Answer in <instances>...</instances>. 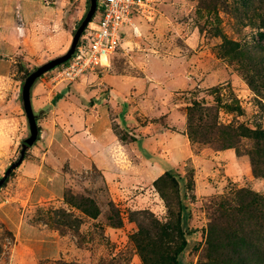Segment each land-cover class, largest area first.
I'll use <instances>...</instances> for the list:
<instances>
[{
	"label": "rangeland",
	"instance_id": "rangeland-1",
	"mask_svg": "<svg viewBox=\"0 0 264 264\" xmlns=\"http://www.w3.org/2000/svg\"><path fill=\"white\" fill-rule=\"evenodd\" d=\"M67 1L73 36L89 0ZM152 1L154 16L140 22L139 33L126 39V50L118 49L97 79L126 71L138 77L130 61L139 58L132 52L140 46L179 58L174 75L185 88L176 97L185 104L184 133L192 153L204 150L207 156L188 158L176 172L163 173L152 184L151 201L140 206L119 201L100 173L68 150L53 199L33 212L35 222L62 237L64 254L45 264H264V0ZM190 31L196 33L191 48L182 39ZM34 69L21 68L17 75L20 107L17 113L9 108L14 116L9 144L0 147V178L29 137L21 87ZM83 79L66 90L77 95L73 85ZM216 152L239 158L238 169L226 172L221 158L209 160ZM178 215L183 233H194L176 255L182 242L175 232ZM10 238L0 226L2 257ZM239 238L251 245L243 256L237 252Z\"/></svg>",
	"mask_w": 264,
	"mask_h": 264
},
{
	"label": "crops",
	"instance_id": "crops-1",
	"mask_svg": "<svg viewBox=\"0 0 264 264\" xmlns=\"http://www.w3.org/2000/svg\"><path fill=\"white\" fill-rule=\"evenodd\" d=\"M67 3L0 0V147L10 141L14 115L9 108L14 106L17 113L20 107L21 68H37L70 47L73 28L66 21ZM141 21L135 20L137 34ZM132 35L128 29L119 49L126 50ZM195 35L190 31L182 39L189 43ZM134 54L139 58L130 63L138 77L126 71L97 79L89 73L73 85L77 95L66 90L69 83L55 82L47 73L32 86L34 115L49 110L37 116L38 140L14 178L0 188V226L12 240L0 264H45L64 254L62 237L35 222L33 212L53 199L59 164L68 150L97 170L119 201L140 206L151 201L152 184L163 173L206 155L204 150L193 154L184 133L185 104L176 97L185 88L174 75L179 58L152 46L133 49ZM226 154L213 153L209 160L221 158L226 172L231 166L237 170L239 158Z\"/></svg>",
	"mask_w": 264,
	"mask_h": 264
},
{
	"label": "built area",
	"instance_id": "built-area-1",
	"mask_svg": "<svg viewBox=\"0 0 264 264\" xmlns=\"http://www.w3.org/2000/svg\"><path fill=\"white\" fill-rule=\"evenodd\" d=\"M98 4L100 9L85 28L71 58L51 71L54 81L74 83L89 73L109 68L126 31L137 34L135 20L154 16L151 0H97Z\"/></svg>",
	"mask_w": 264,
	"mask_h": 264
},
{
	"label": "water",
	"instance_id": "water-1",
	"mask_svg": "<svg viewBox=\"0 0 264 264\" xmlns=\"http://www.w3.org/2000/svg\"><path fill=\"white\" fill-rule=\"evenodd\" d=\"M96 10H97V0H89V10L85 18L81 22L80 26L73 34L69 49L63 55L51 59L45 62L44 64H42L41 66L35 68L24 79L21 87V103L28 124L29 137L22 142L21 145L22 149L20 151L19 159L15 163L10 165L6 169L3 176L0 178V188L4 184L6 179L9 177L10 173L22 163L26 150L30 149L38 138V127L36 123V117L34 115L31 104L32 86L42 75L52 71L53 69L67 62L71 58L85 28L94 17Z\"/></svg>",
	"mask_w": 264,
	"mask_h": 264
},
{
	"label": "trees",
	"instance_id": "trees-1",
	"mask_svg": "<svg viewBox=\"0 0 264 264\" xmlns=\"http://www.w3.org/2000/svg\"><path fill=\"white\" fill-rule=\"evenodd\" d=\"M29 74V72H26L25 73V77L27 76ZM49 110V107H47L45 110H42V111H40V113L38 114V115H43L44 113H46L47 111ZM37 115V116H38ZM37 116H35L36 118H37ZM245 137H247V136H245ZM37 140H38V138H37ZM251 164H252V166L253 167H255L256 166V164H255V162L253 161V159H251ZM254 173H256V171H255V169H254ZM159 179V178H158ZM157 181H155L154 183H156ZM5 183V182H4ZM5 184H3L1 187H3ZM176 224H177V227H176V229H175V232H176V236H177V238L178 239H180L182 242H181V245H180V247H179V249L177 250V252H176V255H178L179 253H181L184 249H185V247L187 246V243H186V239H185V237L186 236H190L191 234H193L194 232L193 231H188L187 233H183V231L181 230V220H180V215H178V217H177V220H176ZM238 243H240L239 244V247H238V250H237V252H239L238 254H240V255H246L247 253H249L250 251V249H251V245L249 244V243H247V241L245 240V239H243V238H239L238 239ZM241 264H244V262H242Z\"/></svg>",
	"mask_w": 264,
	"mask_h": 264
}]
</instances>
